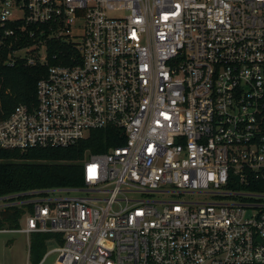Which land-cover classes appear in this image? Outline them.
<instances>
[{
	"label": "built area",
	"instance_id": "1",
	"mask_svg": "<svg viewBox=\"0 0 264 264\" xmlns=\"http://www.w3.org/2000/svg\"><path fill=\"white\" fill-rule=\"evenodd\" d=\"M52 40L77 52L0 150L122 143L82 186L0 195L23 209L0 233L60 234L33 264H264V0H0V64H47Z\"/></svg>",
	"mask_w": 264,
	"mask_h": 264
},
{
	"label": "trees",
	"instance_id": "2",
	"mask_svg": "<svg viewBox=\"0 0 264 264\" xmlns=\"http://www.w3.org/2000/svg\"><path fill=\"white\" fill-rule=\"evenodd\" d=\"M73 43L52 40L49 44L48 63L28 64L19 60L13 65L0 64V119L6 118L21 103L30 107L37 101V84L48 73L51 65L69 62V55L76 53ZM116 129H96L88 138L68 147L26 150H0V195L62 186H82L83 159L89 152H105L121 144L113 133ZM23 209L10 207L0 216V227L4 224L18 225ZM31 239L32 260L37 263L48 250L49 240L60 239L52 232L33 233Z\"/></svg>",
	"mask_w": 264,
	"mask_h": 264
},
{
	"label": "rangeland",
	"instance_id": "3",
	"mask_svg": "<svg viewBox=\"0 0 264 264\" xmlns=\"http://www.w3.org/2000/svg\"><path fill=\"white\" fill-rule=\"evenodd\" d=\"M34 234L24 232L0 233V261L1 264H33L31 256V239ZM57 246L55 242L48 243V249ZM56 257L52 253L49 261Z\"/></svg>",
	"mask_w": 264,
	"mask_h": 264
}]
</instances>
